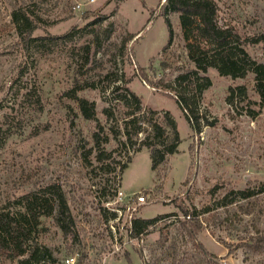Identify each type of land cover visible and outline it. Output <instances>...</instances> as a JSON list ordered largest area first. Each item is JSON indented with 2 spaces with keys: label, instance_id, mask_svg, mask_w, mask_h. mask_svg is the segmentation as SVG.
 <instances>
[{
  "label": "rangeland",
  "instance_id": "rangeland-1",
  "mask_svg": "<svg viewBox=\"0 0 264 264\" xmlns=\"http://www.w3.org/2000/svg\"><path fill=\"white\" fill-rule=\"evenodd\" d=\"M213 1L221 26L261 39L245 48L250 61L264 63V0ZM164 4L0 0V129L14 132L0 148V210L25 212L23 195L55 184L78 235L65 236L42 217L39 243L54 258L46 264L70 256L77 264H264V105L254 74L233 79L212 67L193 73L191 55L207 49L206 41L190 18L168 12L172 40L165 48ZM21 5L36 20L32 36L44 38L36 46L26 48L12 23ZM77 85L84 87L78 97L95 103V119L84 118L71 97ZM186 95L201 117L200 134L176 103ZM134 112L145 131L133 135L129 124L127 140L125 121ZM168 115L181 142L153 170L142 145L147 121L166 127ZM99 154L111 157L98 161ZM119 187L148 199L133 205L134 219L162 217L141 237L130 236L125 212L116 220L113 209H125L114 202ZM4 256L0 251V264H17Z\"/></svg>",
  "mask_w": 264,
  "mask_h": 264
},
{
  "label": "trees",
  "instance_id": "trees-1",
  "mask_svg": "<svg viewBox=\"0 0 264 264\" xmlns=\"http://www.w3.org/2000/svg\"><path fill=\"white\" fill-rule=\"evenodd\" d=\"M168 12L179 13L182 16L188 17L189 24L194 25L199 35L206 41L207 49L198 47L197 51L192 53V61L195 64V72H206L209 68L218 70L221 76H229L233 79L243 78L248 71L254 74L255 91L260 96L261 104L264 105V63L251 58L245 48L247 43L258 44L260 38L243 39L232 27L221 26L218 22V9L213 0H165L162 14L168 24L170 30V39L165 48L171 44L172 29L168 18ZM12 23L14 24L17 34L23 45L29 46L37 44L44 40L42 37H33L32 33L36 29V20L31 16L27 6L16 7L11 14ZM111 30H106V38L109 39ZM55 38H49L52 42ZM264 39V38H263ZM43 44V43H41ZM98 47V46H97ZM99 49V47H98ZM200 89L202 88L199 85ZM84 88L77 85L70 91L71 97L78 102L79 109L86 119L96 118V105L86 98L78 97L77 92ZM240 91H245L244 87L238 88ZM176 103L182 110L188 124L196 134L202 131L201 117L193 107L191 97L179 96L175 97ZM40 108V107H37ZM104 112L109 116V110L104 109ZM140 114L132 113L131 119L125 121L127 140H131L128 125H134L133 135L142 134L145 129L142 124H139L138 119ZM147 125L150 129L146 139L142 142L143 147L150 150L152 169L156 170L169 155H174L178 152L180 145V136L177 131L175 120L169 115L165 118L166 127L149 117ZM5 124H10L9 115L5 116ZM11 125L7 129H0V148L6 140L14 134L11 131ZM147 130V128H146ZM97 133L95 134V137ZM96 139V138H95ZM108 139L104 143H107ZM96 143H100L97 138ZM132 145L135 142L131 141ZM139 151V150H138ZM110 154H99L98 161L109 159ZM131 162V159H128ZM128 167L127 164L122 166V170ZM252 196L251 191H241V197L244 199ZM22 204L25 212L17 211L12 213L8 207L0 210V251L4 253L6 261L16 262L17 264H46L53 263L51 249L46 245L39 243L41 229H39L41 218H53L55 225L61 229L65 236L74 234V220L70 214L69 206L63 193L59 192V187L51 184L40 191H34L28 195H23L19 201ZM115 213H112L114 217ZM185 214L188 215L187 210ZM162 217L155 219L136 218L132 221L130 229L131 237H141L146 231ZM197 228V227H196ZM33 241L35 245H26Z\"/></svg>",
  "mask_w": 264,
  "mask_h": 264
},
{
  "label": "built area",
  "instance_id": "built-area-1",
  "mask_svg": "<svg viewBox=\"0 0 264 264\" xmlns=\"http://www.w3.org/2000/svg\"><path fill=\"white\" fill-rule=\"evenodd\" d=\"M79 7V6H78ZM116 204H120L121 206H125V209L116 208L113 209V212H117L118 216H116V220H120L122 217L123 212H125V216H127L126 221L130 224V228L132 227V221L134 219V212L136 207L133 205H145L148 203V199L146 195L139 196L137 194L128 195L125 193L121 187L117 188L116 190V198L114 200ZM63 264H77V259L75 256H70L65 258Z\"/></svg>",
  "mask_w": 264,
  "mask_h": 264
}]
</instances>
